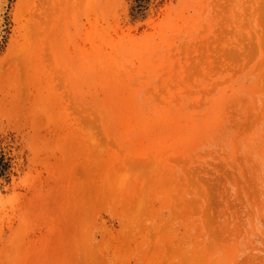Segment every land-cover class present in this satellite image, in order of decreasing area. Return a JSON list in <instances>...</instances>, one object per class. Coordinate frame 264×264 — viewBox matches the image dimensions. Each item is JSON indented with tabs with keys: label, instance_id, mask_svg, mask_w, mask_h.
<instances>
[{
	"label": "rangeland",
	"instance_id": "rangeland-1",
	"mask_svg": "<svg viewBox=\"0 0 264 264\" xmlns=\"http://www.w3.org/2000/svg\"><path fill=\"white\" fill-rule=\"evenodd\" d=\"M0 264H264V0H0Z\"/></svg>",
	"mask_w": 264,
	"mask_h": 264
},
{
	"label": "trees",
	"instance_id": "trees-1",
	"mask_svg": "<svg viewBox=\"0 0 264 264\" xmlns=\"http://www.w3.org/2000/svg\"><path fill=\"white\" fill-rule=\"evenodd\" d=\"M9 164L4 162V156L0 157V176L7 175Z\"/></svg>",
	"mask_w": 264,
	"mask_h": 264
}]
</instances>
